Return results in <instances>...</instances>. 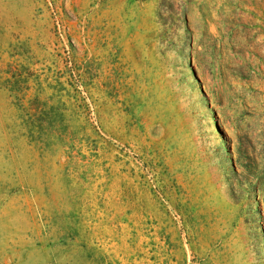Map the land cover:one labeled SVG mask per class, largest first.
<instances>
[{
  "label": "rangeland",
  "instance_id": "obj_1",
  "mask_svg": "<svg viewBox=\"0 0 264 264\" xmlns=\"http://www.w3.org/2000/svg\"><path fill=\"white\" fill-rule=\"evenodd\" d=\"M0 264H264V0H0Z\"/></svg>",
  "mask_w": 264,
  "mask_h": 264
},
{
  "label": "bare ground",
  "instance_id": "obj_2",
  "mask_svg": "<svg viewBox=\"0 0 264 264\" xmlns=\"http://www.w3.org/2000/svg\"><path fill=\"white\" fill-rule=\"evenodd\" d=\"M219 113L222 115V116H224L223 115V112L221 111V110H219ZM224 119L226 120V118L224 117ZM223 122V121H222ZM225 125H226V127H228V124H226L225 122H223Z\"/></svg>",
  "mask_w": 264,
  "mask_h": 264
},
{
  "label": "built area",
  "instance_id": "obj_3",
  "mask_svg": "<svg viewBox=\"0 0 264 264\" xmlns=\"http://www.w3.org/2000/svg\"><path fill=\"white\" fill-rule=\"evenodd\" d=\"M57 26H58V28H60V21L59 20H57Z\"/></svg>",
  "mask_w": 264,
  "mask_h": 264
}]
</instances>
